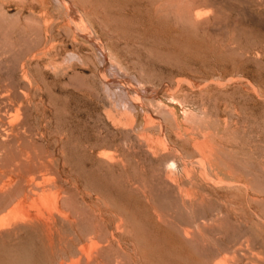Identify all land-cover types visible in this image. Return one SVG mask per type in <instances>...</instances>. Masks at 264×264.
<instances>
[{
    "label": "rangeland",
    "instance_id": "obj_1",
    "mask_svg": "<svg viewBox=\"0 0 264 264\" xmlns=\"http://www.w3.org/2000/svg\"><path fill=\"white\" fill-rule=\"evenodd\" d=\"M0 264H264V0H0Z\"/></svg>",
    "mask_w": 264,
    "mask_h": 264
},
{
    "label": "bare ground",
    "instance_id": "obj_2",
    "mask_svg": "<svg viewBox=\"0 0 264 264\" xmlns=\"http://www.w3.org/2000/svg\"><path fill=\"white\" fill-rule=\"evenodd\" d=\"M117 91V90H116ZM117 93V92H116ZM118 94V93H117ZM116 98V97H115ZM122 98V97H121ZM171 100H172V103H175V101L173 100V98H171ZM159 102V101H158ZM120 103V102H119ZM161 104H164V105H167V104H165V103H161ZM161 104H159V105H161ZM126 105V104H125ZM168 110H170V109H168ZM188 112V111H187ZM138 113V112H137ZM172 164H174L172 161L169 163V165H172ZM173 166V165H172ZM245 188V187H244ZM65 214V213H64ZM7 217V216H6ZM30 221V220H29ZM14 223V222H13ZM2 228V227H1ZM37 228V227H36ZM35 229V228H34ZM5 232V231H4ZM9 232V231H8ZM52 232V231H51ZM6 233V232H5ZM2 234V233H1ZM2 237H3V234L1 235ZM76 261V260H75Z\"/></svg>",
    "mask_w": 264,
    "mask_h": 264
}]
</instances>
